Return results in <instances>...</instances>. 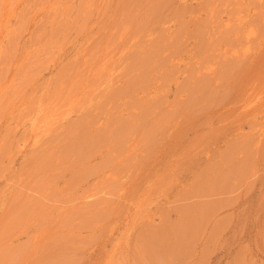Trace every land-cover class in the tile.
I'll use <instances>...</instances> for the list:
<instances>
[{"label": "rangeland", "instance_id": "374dc122", "mask_svg": "<svg viewBox=\"0 0 264 264\" xmlns=\"http://www.w3.org/2000/svg\"><path fill=\"white\" fill-rule=\"evenodd\" d=\"M0 264H264V0H0Z\"/></svg>", "mask_w": 264, "mask_h": 264}]
</instances>
